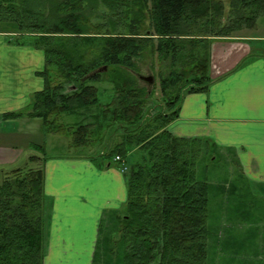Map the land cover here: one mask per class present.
Masks as SVG:
<instances>
[{
	"label": "trees",
	"instance_id": "16d2710c",
	"mask_svg": "<svg viewBox=\"0 0 264 264\" xmlns=\"http://www.w3.org/2000/svg\"><path fill=\"white\" fill-rule=\"evenodd\" d=\"M263 10L264 0H230L226 15L221 0H0V24L12 25L15 44L41 51L45 63L38 72L44 87L29 110L1 118L37 119L45 134L63 135L61 116L76 117L70 147L101 142L102 151L91 156L100 169L115 156L125 163L136 154L126 170L123 210L111 229L104 226L103 248L116 249L115 264H208L210 185L197 180L196 165L215 159L217 148L167 127L185 94L208 89L212 40L253 26ZM146 59L167 72L156 109H148L153 93L134 76ZM101 81L113 92L106 104L93 85ZM45 160L31 155V166L1 178L0 264L43 263Z\"/></svg>",
	"mask_w": 264,
	"mask_h": 264
},
{
	"label": "crops",
	"instance_id": "0c3cea01",
	"mask_svg": "<svg viewBox=\"0 0 264 264\" xmlns=\"http://www.w3.org/2000/svg\"><path fill=\"white\" fill-rule=\"evenodd\" d=\"M262 16L264 10L253 26L245 27L248 33ZM0 26L1 181L4 174L26 166L28 157L35 155L24 149L29 145L36 149L38 144L31 133L23 132L34 121L27 117L5 120L1 116L29 110L32 95L44 87L38 72L45 63L41 51L15 44L12 25ZM242 38L247 42L232 43L234 36L213 39L208 89L185 94L178 116L167 130L177 137L208 140L220 152L234 153L241 174L252 186L230 185L231 191H257L264 197V50L255 46L264 42V36L246 34ZM18 124L22 131L17 130ZM91 155L88 151L79 156L46 158L44 162L47 226L42 264H91L89 251L102 223L105 218L113 221L110 215L123 210L127 188L119 166L113 163L100 169L99 161ZM237 219L230 221L223 240L231 257L225 264H235L238 250L245 252L241 256L252 245L259 247L258 252L264 250V228L251 227L246 219L239 220L242 217ZM253 229L261 231L255 233ZM253 240L259 243L253 244ZM84 257L86 261L81 260Z\"/></svg>",
	"mask_w": 264,
	"mask_h": 264
},
{
	"label": "rangeland",
	"instance_id": "374dc122",
	"mask_svg": "<svg viewBox=\"0 0 264 264\" xmlns=\"http://www.w3.org/2000/svg\"><path fill=\"white\" fill-rule=\"evenodd\" d=\"M225 4L226 12L229 9L230 0H221ZM2 28V26H0ZM247 28L243 26L237 32L232 35L236 39H232V43H244L247 42L242 37H245L246 34H253L258 37L261 35L264 36V16L259 17V22H257V27L249 33ZM213 42V40H212ZM212 44V43H211ZM255 46H258L257 50H264V42H256ZM260 47V48H259ZM211 51V48H210ZM211 55V52H210ZM211 57V56H210ZM138 73L134 74L136 78L139 76L143 77H152V82L148 83L143 80H140L141 87H145L149 92L153 93V96L149 99L148 109L155 108L156 104H160L161 101V92L159 79L160 75L164 76L167 72L164 67L160 66V62L153 60H140L137 63ZM138 80V79H137ZM93 85L98 89L97 97L100 104L108 103L112 96L113 92L111 86L106 81L95 82ZM34 122L28 127V131L24 130L25 135L28 132L31 133L33 137V142L40 145L42 148L25 147V151H31L33 154L44 157V158H53V157H71L76 155H81L87 153L88 151L92 152L91 156L98 155L102 151L103 144L99 141L94 142L93 146L81 147L78 149H72L69 144L68 132L70 128L75 126L78 119L72 116L62 115L59 123L64 124L63 128L65 129V134H52L44 133L41 129L40 120L34 119ZM39 129H41L39 131ZM17 130L22 131V126L17 125ZM67 134V135H66ZM91 154V153H90ZM136 154L129 152L125 165L128 170L131 169L132 164L134 163V158ZM216 157L213 160H202L196 165V177L199 181H206L210 185L208 193V219L207 224L209 226V237H208V264H213L212 262L219 257L220 264L228 263V258L230 257L229 248L222 249L219 252V246H216L217 239L223 243L225 234L229 232L227 227L230 224V221L237 218L243 221L246 219L250 222L251 227H258L261 230L264 228V197L261 196L259 192H248V191H236L232 192L230 185L241 187V186H252L251 181L246 179L244 175L241 174V169L238 166V162L235 159V154L232 152L222 151L220 152L216 149ZM98 160V159H97ZM117 164V163H115ZM118 165V164H117ZM27 167L31 166L29 164ZM33 166V165H32ZM119 166V165H118ZM25 167V166H24ZM119 169V167H118ZM123 174V177L126 179V174ZM239 196V197H237ZM107 215V214H106ZM111 219H114V215H110ZM238 220V219H237ZM113 221H105L102 223L100 233L97 235V238L94 240L92 246V251L90 252L91 258L89 261L91 264H115V250L111 253L109 249H112V246H107L106 251L103 247L105 230L104 226H107V229H111ZM245 225V224H243ZM261 230L253 229L252 232L259 233ZM258 231V232H257ZM259 243L258 240H253L252 243ZM263 245V244H262ZM259 247L256 248V245H252L249 251H246V255L241 256L240 254L245 253L244 251H239V257L233 258L235 264H264V250L257 251ZM108 249V250H107ZM261 249V248H260ZM112 251V250H111ZM95 253V255H94ZM221 256H220V255ZM216 256V257H215ZM81 259L82 261H86ZM80 261V262H82ZM217 262L214 264H218ZM117 264V263H116Z\"/></svg>",
	"mask_w": 264,
	"mask_h": 264
},
{
	"label": "built area",
	"instance_id": "2783aa9c",
	"mask_svg": "<svg viewBox=\"0 0 264 264\" xmlns=\"http://www.w3.org/2000/svg\"><path fill=\"white\" fill-rule=\"evenodd\" d=\"M113 162L117 163L119 165V171L121 173L126 172V170H127L126 165H125V163H123V161L120 158V156H115L114 159H113Z\"/></svg>",
	"mask_w": 264,
	"mask_h": 264
},
{
	"label": "water",
	"instance_id": "95a60500",
	"mask_svg": "<svg viewBox=\"0 0 264 264\" xmlns=\"http://www.w3.org/2000/svg\"><path fill=\"white\" fill-rule=\"evenodd\" d=\"M143 80L145 82L151 83L152 82V77L143 78Z\"/></svg>",
	"mask_w": 264,
	"mask_h": 264
},
{
	"label": "flooded vegetation",
	"instance_id": "af4514ba",
	"mask_svg": "<svg viewBox=\"0 0 264 264\" xmlns=\"http://www.w3.org/2000/svg\"><path fill=\"white\" fill-rule=\"evenodd\" d=\"M139 78H140L141 80H143V78H146V77H143V76H139V77H138V79H139ZM143 81H144V80H143Z\"/></svg>",
	"mask_w": 264,
	"mask_h": 264
}]
</instances>
